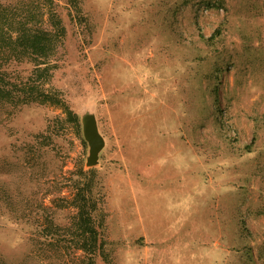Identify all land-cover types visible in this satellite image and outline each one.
I'll use <instances>...</instances> for the list:
<instances>
[{
    "label": "rangeland",
    "instance_id": "1",
    "mask_svg": "<svg viewBox=\"0 0 264 264\" xmlns=\"http://www.w3.org/2000/svg\"><path fill=\"white\" fill-rule=\"evenodd\" d=\"M65 2L50 85L104 146L88 167L61 110L0 111V264H81L39 237L69 223L52 181L77 161L98 174L109 264H264V0ZM41 132L57 151L37 160Z\"/></svg>",
    "mask_w": 264,
    "mask_h": 264
},
{
    "label": "trees",
    "instance_id": "2",
    "mask_svg": "<svg viewBox=\"0 0 264 264\" xmlns=\"http://www.w3.org/2000/svg\"><path fill=\"white\" fill-rule=\"evenodd\" d=\"M15 1L16 4L0 3V111L29 105L52 106L61 110L62 121L70 124L75 136L85 144L79 116L68 106L61 92L50 85L56 68L52 58L66 35L58 5L55 0ZM65 3L80 12L79 0ZM21 64L32 66L27 75L21 76L13 69ZM34 140L37 160L50 151H57L52 133H38ZM52 183L58 192L62 189L68 192V197L57 198L61 202L58 206L74 213L64 227L50 221L42 226L39 229L41 245L50 244L47 238L55 239L60 235L61 248L69 253H81V264H94L97 255L109 264L100 231L105 217V197L96 169H86L77 161L67 176L55 177Z\"/></svg>",
    "mask_w": 264,
    "mask_h": 264
},
{
    "label": "water",
    "instance_id": "3",
    "mask_svg": "<svg viewBox=\"0 0 264 264\" xmlns=\"http://www.w3.org/2000/svg\"><path fill=\"white\" fill-rule=\"evenodd\" d=\"M80 123L83 139L89 148L86 166L94 167L97 163L99 152L104 146V140L99 134L96 121L92 116H83Z\"/></svg>",
    "mask_w": 264,
    "mask_h": 264
},
{
    "label": "built area",
    "instance_id": "4",
    "mask_svg": "<svg viewBox=\"0 0 264 264\" xmlns=\"http://www.w3.org/2000/svg\"><path fill=\"white\" fill-rule=\"evenodd\" d=\"M223 116H224V113H222V114H221V118H223V119H224V117H223Z\"/></svg>",
    "mask_w": 264,
    "mask_h": 264
}]
</instances>
